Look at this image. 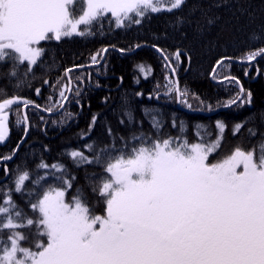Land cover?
<instances>
[{
	"label": "trees",
	"instance_id": "obj_1",
	"mask_svg": "<svg viewBox=\"0 0 264 264\" xmlns=\"http://www.w3.org/2000/svg\"><path fill=\"white\" fill-rule=\"evenodd\" d=\"M158 6L168 8L170 4ZM132 17L117 27L114 18L106 14L83 36L41 42L39 46L45 51L31 72L24 62L16 69L17 76L9 78L12 63H0V102L15 97L30 101L27 107L20 103L7 110L8 136L0 142V157H12L0 159L1 175H5L4 168L9 169L0 181V206H6L3 201L9 197L4 193L10 192L14 222L26 225L16 231L29 236L28 242L21 241L22 246H34L32 239L38 234L35 225L26 224L27 219L38 216L31 202L40 185L32 181L45 171H53L38 169L41 161L63 164L76 177L73 189L66 193L67 200L76 187L83 186L96 214H103L105 205L85 178L86 174L103 173V167L75 164L70 156L74 150L92 160L105 146L113 152L130 151L146 142L133 139L142 134L152 140L179 137L189 143H211L220 138V149L210 157L215 161L237 144L246 148L260 144L259 135L250 137L248 130L264 132V55L251 62L244 57L264 48V0H185L171 11L149 10L143 17ZM135 19H140V24ZM104 49L102 62L94 65ZM97 54L93 63L92 56ZM67 69L72 71L66 73ZM69 83L68 99L60 109L64 101L61 91L66 97ZM176 87L187 93L178 96L179 105ZM240 93L241 100L230 104ZM49 108L51 111L46 110ZM218 121L225 126L222 133ZM238 123L242 127L234 132ZM25 127L26 138L16 150L26 134ZM25 171L30 179L17 192L15 181ZM41 183L46 187L57 182L50 176ZM16 211L21 212L20 218H15ZM11 234V230H2L5 241Z\"/></svg>",
	"mask_w": 264,
	"mask_h": 264
},
{
	"label": "snow or ice",
	"instance_id": "obj_2",
	"mask_svg": "<svg viewBox=\"0 0 264 264\" xmlns=\"http://www.w3.org/2000/svg\"><path fill=\"white\" fill-rule=\"evenodd\" d=\"M184 2L0 0V63L11 62L9 78L16 77V69L24 62L28 72L38 63L45 51L39 46L41 42L83 36L106 14L120 27L133 18L132 14L143 17L149 10L171 11ZM165 3L170 7H158ZM98 55L92 56L93 63ZM175 55L179 58V52ZM261 55L264 48L249 52L244 59L251 62ZM216 63L222 64L223 59ZM139 68L145 71L143 65ZM71 71L67 69L66 73ZM175 90L178 96L187 94L178 87ZM240 91H244L242 87ZM61 96L67 99L63 91ZM237 100H241L239 94L229 103ZM20 103L27 107L30 101L15 97L0 102V142L8 136L7 110ZM22 120L26 123L27 116ZM261 123L264 124V115ZM153 124L158 127L155 121ZM217 127L221 133L224 131L223 123L218 121ZM241 127L236 124L234 132ZM248 133L250 137L259 135L258 146L246 148L237 144L214 162L210 157L220 149V138L211 143H177L179 137L152 140L142 134L133 139L146 142L130 151L125 148L113 152L105 146L92 160L81 151H72L75 164L96 163L108 174L85 176L92 193L98 192V201L105 205L102 215L96 214L83 186L75 188L71 200L66 199L76 177L65 165L41 161L38 169L53 171H45L32 181L40 185L31 202L38 216L26 221L28 226L37 228L38 234L32 239L34 246L21 245V241H29V236L16 229L26 225L14 222L11 213L15 205L10 192H5L9 198L3 201L6 206H0V264H264V132L250 128ZM87 147L93 149V145ZM4 171L7 175L9 169ZM50 176L57 183L45 187L41 182ZM29 179V172L20 174L15 190L21 192ZM32 192L29 191L30 196ZM20 217L21 212L16 211L15 218ZM5 229L12 232L7 241L2 235Z\"/></svg>",
	"mask_w": 264,
	"mask_h": 264
},
{
	"label": "water",
	"instance_id": "obj_3",
	"mask_svg": "<svg viewBox=\"0 0 264 264\" xmlns=\"http://www.w3.org/2000/svg\"><path fill=\"white\" fill-rule=\"evenodd\" d=\"M104 55H105V51H103V56H102L101 60H100L99 62L95 63L94 65H98V64H100V63L102 62L103 58H104ZM216 67H217V64H216V66L214 67V69H215ZM213 72H214V71H212V73H213ZM70 88H71V84L69 83V86H68V92H67V95H66L67 99H68V96H69V93H70ZM158 96H159V94L155 96V99H157ZM161 96L167 97L168 94H161ZM240 96L242 97V93H240ZM67 99H64L63 104H62V106L60 107V109L63 107V105H64V103L66 102ZM237 101H239V100H237ZM237 101H236V102H237ZM177 105H179L178 93H177ZM60 109H59V110H60ZM26 135H27V132H26L24 138H23V139L20 141V143L18 144L16 150H17V149L20 147V145L23 143V141H24L25 138H26Z\"/></svg>",
	"mask_w": 264,
	"mask_h": 264
},
{
	"label": "flooded vegetation",
	"instance_id": "obj_4",
	"mask_svg": "<svg viewBox=\"0 0 264 264\" xmlns=\"http://www.w3.org/2000/svg\"><path fill=\"white\" fill-rule=\"evenodd\" d=\"M101 76V75H100ZM5 169V168H4ZM7 175L5 174L4 176L1 175V168H0V181H3Z\"/></svg>",
	"mask_w": 264,
	"mask_h": 264
},
{
	"label": "rangeland",
	"instance_id": "obj_5",
	"mask_svg": "<svg viewBox=\"0 0 264 264\" xmlns=\"http://www.w3.org/2000/svg\"><path fill=\"white\" fill-rule=\"evenodd\" d=\"M159 7V6H158ZM80 13L79 12H77V16L79 15ZM183 140V139H182ZM182 140H177V143H179V142H181ZM214 162V161H213ZM103 214H104V212H103ZM100 215H102V214H100Z\"/></svg>",
	"mask_w": 264,
	"mask_h": 264
}]
</instances>
